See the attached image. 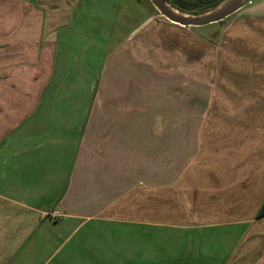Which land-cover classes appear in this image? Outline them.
Segmentation results:
<instances>
[{
	"label": "crops",
	"instance_id": "0c3cea01",
	"mask_svg": "<svg viewBox=\"0 0 264 264\" xmlns=\"http://www.w3.org/2000/svg\"><path fill=\"white\" fill-rule=\"evenodd\" d=\"M85 5L0 0V264H133L94 223L178 236L144 264H264V2L113 47Z\"/></svg>",
	"mask_w": 264,
	"mask_h": 264
},
{
	"label": "rangeland",
	"instance_id": "374dc122",
	"mask_svg": "<svg viewBox=\"0 0 264 264\" xmlns=\"http://www.w3.org/2000/svg\"><path fill=\"white\" fill-rule=\"evenodd\" d=\"M263 2L264 0H250V6L248 5L247 9L253 8L252 6L254 4ZM116 3H119V0H86L85 5L86 12H90L92 10L90 13L93 15V12L100 10L101 12H104L105 22L106 20L111 21V25L108 29L107 24H103V21L102 24L105 33H107L105 38L110 40L112 47L123 44L124 41H129L131 32L145 22L150 15H153L155 11H157L150 0H120V9L115 14L114 5ZM156 17L157 19L162 18L159 15ZM100 20L102 19L100 18ZM230 20L231 19L227 20L223 24L205 26L202 30L193 31L194 33L191 31L190 36L192 41L203 43L197 35H204V37L208 38V40L214 41L220 34V31L225 29L224 27L227 26ZM83 22L85 23V27H88V23L86 25L85 20H83ZM153 25L155 26V23ZM92 37L95 41L102 40V35L98 33L92 35ZM192 48H194L193 54L197 55V50H200L201 47L196 45ZM203 50L204 48L202 46V51ZM102 54L103 53L100 51H96V53L91 51V55L93 56L92 61H95V64H97ZM210 54L211 53L208 54V57ZM55 225L56 224L53 223V226ZM97 225V223H94L86 226L84 230L77 235L76 239L79 240L82 234L93 230L95 231V234L103 235L104 241L106 242L105 244L112 250V252L120 253L133 264L151 263L158 261V259H160L159 262L167 260L169 251L166 240L169 239L170 236L173 238L178 237L171 235L172 233L168 234L170 231L165 228L158 229V234L156 233V235L152 236L147 229H141L139 227L109 224L104 228ZM153 238H156L155 241L151 240ZM95 245H98L97 240Z\"/></svg>",
	"mask_w": 264,
	"mask_h": 264
},
{
	"label": "water",
	"instance_id": "95a60500",
	"mask_svg": "<svg viewBox=\"0 0 264 264\" xmlns=\"http://www.w3.org/2000/svg\"><path fill=\"white\" fill-rule=\"evenodd\" d=\"M150 1L160 17L183 28H201L223 22L250 2V0H225L215 9L197 15L180 11L167 0Z\"/></svg>",
	"mask_w": 264,
	"mask_h": 264
},
{
	"label": "trees",
	"instance_id": "16d2710c",
	"mask_svg": "<svg viewBox=\"0 0 264 264\" xmlns=\"http://www.w3.org/2000/svg\"><path fill=\"white\" fill-rule=\"evenodd\" d=\"M178 10L190 14H204L218 7L225 0H167ZM258 217H264V204L259 210Z\"/></svg>",
	"mask_w": 264,
	"mask_h": 264
},
{
	"label": "built area",
	"instance_id": "2783aa9c",
	"mask_svg": "<svg viewBox=\"0 0 264 264\" xmlns=\"http://www.w3.org/2000/svg\"><path fill=\"white\" fill-rule=\"evenodd\" d=\"M53 216L56 217V218H61V217H62V216L59 215L57 212H56Z\"/></svg>",
	"mask_w": 264,
	"mask_h": 264
},
{
	"label": "flooded vegetation",
	"instance_id": "af4514ba",
	"mask_svg": "<svg viewBox=\"0 0 264 264\" xmlns=\"http://www.w3.org/2000/svg\"><path fill=\"white\" fill-rule=\"evenodd\" d=\"M230 18V17H229Z\"/></svg>",
	"mask_w": 264,
	"mask_h": 264
}]
</instances>
